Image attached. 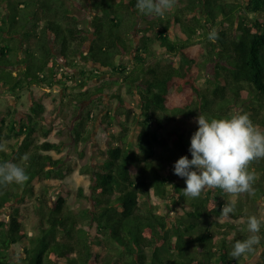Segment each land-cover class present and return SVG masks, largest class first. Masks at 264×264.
Wrapping results in <instances>:
<instances>
[{
    "label": "trees",
    "instance_id": "obj_1",
    "mask_svg": "<svg viewBox=\"0 0 264 264\" xmlns=\"http://www.w3.org/2000/svg\"><path fill=\"white\" fill-rule=\"evenodd\" d=\"M67 1L0 0V99L21 100L33 85L61 89V104L74 113L77 144L91 141L96 110L106 111L108 149L98 163L81 167L91 183L80 196L90 207L75 212L65 182L74 169L50 154L61 153L63 144H34L33 137L38 130L44 138L60 133L62 108L48 114L33 97L26 118H12L5 128L2 120L0 143L4 137L20 142L11 153L0 151V163L27 156L29 179L0 185V211L11 210L10 220L0 219V264H257V256L264 264V224L254 253L229 255L249 235L248 216H260L264 158L250 166L252 194L238 197L220 189L185 197V180L174 174L181 156L191 159L199 113L223 118L238 107L264 129V0H176L163 16L140 13L137 0H93L92 36ZM140 22L146 26L137 30ZM156 27L153 41L149 32ZM198 37L208 48L201 67L214 68L208 88L200 86L201 67L195 70L197 60L186 52ZM49 179L59 180L53 201L51 188L39 196L35 190ZM27 197H37L32 234L19 208ZM233 198L234 213L222 216ZM19 244L23 257L10 254Z\"/></svg>",
    "mask_w": 264,
    "mask_h": 264
},
{
    "label": "clouds",
    "instance_id": "obj_2",
    "mask_svg": "<svg viewBox=\"0 0 264 264\" xmlns=\"http://www.w3.org/2000/svg\"><path fill=\"white\" fill-rule=\"evenodd\" d=\"M176 0H137L140 13L163 16ZM197 130L190 139L188 156H181L174 164V174L184 178L185 197L198 198L205 190L220 189L231 197L252 194L255 170L251 164L264 158V129L255 125L246 112L233 110L223 118H208L199 113L195 118ZM4 145L0 144V151ZM26 159V157H25ZM29 179L25 169L13 162L0 163V185L23 184ZM236 199L226 202L221 215L234 213ZM248 237L237 240L229 255L233 259L254 253L260 244L258 235L264 215H250L246 221Z\"/></svg>",
    "mask_w": 264,
    "mask_h": 264
},
{
    "label": "rangeland",
    "instance_id": "obj_3",
    "mask_svg": "<svg viewBox=\"0 0 264 264\" xmlns=\"http://www.w3.org/2000/svg\"><path fill=\"white\" fill-rule=\"evenodd\" d=\"M93 0H69L67 1V6L70 8H74L78 18L80 20V26L87 30L88 34L92 36V20L94 18L95 11L91 7V2ZM222 1H235V0H222ZM116 11L117 17L120 19L122 17V10L118 9H112ZM112 10L110 12H112ZM145 27L146 22H140L137 26V30L139 27ZM156 27L155 30L152 32H149L151 39L155 40V34L156 31H158ZM137 32V31H136ZM145 35V34H144ZM148 36V34H146ZM93 38V37H91ZM147 38V37H145ZM197 40L191 44L186 52L189 54L190 57L195 58L197 60V67L195 70L201 67V65L204 63V61L207 59L208 54V48L205 43V39L203 37L196 38ZM166 63L170 61V57H167L162 55L161 57ZM26 58H24L25 60ZM23 61V59H22ZM127 62V58H126ZM154 62V61H153ZM83 63H81L82 65ZM85 68L87 66L83 64ZM93 66H96L93 64ZM18 70L24 69L23 65H20L17 67ZM16 72V70H15ZM202 72V73H201ZM208 72V74H207ZM201 75H203V81L201 82V87L208 88L211 87V83L209 82L208 78H211L214 74V68L213 64H208L207 68L201 67L200 71ZM114 77L118 76L119 74L113 73ZM111 76V75H109ZM120 76V75H119ZM61 89H51V88H44L37 85H33L32 91L30 90H23L22 91V97H20L21 100L15 98H2L0 99V124H2V120H5L6 123L2 124L5 128L6 124L9 122L12 118H26V114L28 112H31V105H32V99L33 97L43 101L45 107H46V113L53 114L58 107L62 108L61 112L57 114V122L62 123L63 127L61 128L60 133H53L49 138H44L42 132L39 130L36 132L34 137V144L42 143L46 140L62 143L63 149L61 153L57 152H50V154L54 158H60L65 160V165L70 166L73 168V172L68 175V177L65 179V182L68 183L71 186L72 189V195L69 201V208L74 210L75 212H79L85 208L90 207V203L87 199L80 196V189L84 188L86 192L89 191V185L91 183L89 177L85 174H82L80 172L81 167H84L90 163H98V161L101 160V155L103 153H106L108 149V140H109V132L107 125L103 124V119L106 115V111L103 109L100 111L99 109L96 110V117L98 116L97 120L94 119L91 123V130L93 131L92 139L88 144L83 143H76L73 139V135L70 129L71 123L73 121V112L71 106L68 105V103H65L66 105H62V96ZM238 108V107H237ZM236 110H240L239 108ZM251 111H249L250 114ZM96 120V121H95ZM58 123V124H59ZM113 131H115L113 129ZM5 135V134H4ZM20 138L17 139L15 137H10L6 139L1 140L0 144L4 145V150L8 153H11L14 148H18L17 143L19 144ZM1 156V154H0ZM16 157V155H13ZM12 157V158H14ZM25 157L22 159H18L17 161H13L10 159V162L16 163L23 167L25 163ZM59 183L58 179H49L46 180L38 185H36V195L39 196L41 193L45 192L46 188H51V194L49 195V198L55 200L57 198V193L59 192V189L54 190L53 187H57ZM37 197H27L24 202L20 203V214H22L24 219V224L26 225L27 230L30 234L34 233V228L39 222V217L36 214V208L35 204L37 203ZM259 206L257 207L258 214L264 215V201L258 202ZM9 214H11V210L9 208L4 209L0 211V219L7 218V220H10ZM235 233V232H234ZM233 233V234H234ZM24 245L19 244L18 246L13 247V249L10 250V254L16 257H23L24 251H23ZM258 256L254 259L257 264H259Z\"/></svg>",
    "mask_w": 264,
    "mask_h": 264
}]
</instances>
